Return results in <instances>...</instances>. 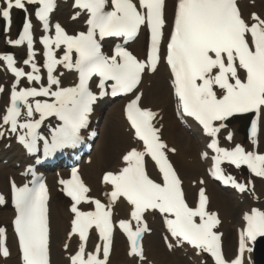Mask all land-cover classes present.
Listing matches in <instances>:
<instances>
[{
    "label": "snow or ice",
    "instance_id": "obj_1",
    "mask_svg": "<svg viewBox=\"0 0 264 264\" xmlns=\"http://www.w3.org/2000/svg\"><path fill=\"white\" fill-rule=\"evenodd\" d=\"M27 4H38L36 17L49 27V14L54 10L55 0H5L0 8V17L9 25L13 7L27 11ZM109 0H74L76 12H86L87 30L69 34L59 23L55 24V36H43L44 68L47 70V86L25 87L18 91L15 85L10 104L0 120V136L5 131L17 133L18 141L29 152L36 151L41 125L49 117L61 122L51 129V143L44 139L45 155L65 146L81 142V132L89 126V114L98 96L106 95V82L112 94L131 92L141 82L145 71L155 72L163 59L170 69L171 85L182 116L193 118L203 131L212 137L209 148L216 153L212 175L225 185H232L240 192L249 190V184L239 183L225 175L221 168L224 161L240 167L247 166L255 176L264 178V154L246 151L237 144L231 150L219 146L218 133L222 123L234 114L256 112L264 108V18L256 12L248 19L242 15L238 0H176L174 19L166 42V54L162 57L164 42L165 0H110L111 10H106ZM142 27L150 34V45L146 58L139 59L130 50L116 45L111 55L102 50L100 39L122 37L126 41L136 37ZM31 22L24 24L20 38L10 43L17 45L27 41L28 59L32 71L25 72L16 67L11 54L0 59L14 73L17 83L20 78L28 81L42 80L40 68L33 62V36ZM63 46L64 54L57 57L55 49ZM75 54V59L73 58ZM76 70L79 82L70 87H61L55 75L57 66ZM93 76H98L99 93L89 87ZM55 87V90L53 89ZM2 91V89H0ZM143 93L136 95L125 106V116L134 139L142 143V149L131 147L122 156L123 166L119 170H108L102 174V183L111 190L105 195L108 203L94 198L91 189L84 183L79 170L73 168L70 179H61L63 192L70 198L71 219L69 239L78 237L79 244L69 257V264H109L113 234L118 227L127 235L128 255L137 258L139 264H148L142 246L144 233L150 232L145 214L159 213L169 236L164 240L169 250L190 246L194 255L207 254L214 264H244V253L252 251L249 246L258 237H264V210L252 208L243 215L246 222L239 232L238 251L227 259L222 248V233L215 229L221 223L217 212L209 211V198L201 187L198 201L190 206L183 189V181L174 168L169 148L162 139L158 127L159 113L150 106L141 104ZM45 99H40V98ZM29 98H33L30 102ZM21 105L26 107L22 113ZM39 114L36 119L35 115ZM24 117L23 120L21 119ZM216 122H221L217 125ZM4 126H8L6 129ZM251 135H257V123L252 122ZM228 139H231L229 133ZM255 140L253 143L255 144ZM206 156V153L204 154ZM146 157H150L160 173V181L151 178L146 168ZM202 184L203 181H200ZM123 198L130 205L131 219L114 222L113 210ZM12 200L16 209L13 221L18 236L22 264H51L50 229L48 218V190L46 185L34 177L32 186L17 187L12 184ZM5 199L0 195V205ZM91 204V210L81 205ZM132 221L136 222L133 228ZM98 233L101 244L89 251L87 244L91 232ZM6 229L0 227V254L10 255L6 246ZM67 250L69 245L65 244Z\"/></svg>",
    "mask_w": 264,
    "mask_h": 264
},
{
    "label": "bare ground",
    "instance_id": "obj_2",
    "mask_svg": "<svg viewBox=\"0 0 264 264\" xmlns=\"http://www.w3.org/2000/svg\"><path fill=\"white\" fill-rule=\"evenodd\" d=\"M4 3L5 0H0V8L4 6ZM68 3V1L65 3L63 0H57L56 9L49 15V27L47 30L44 29L42 21H33L31 29L33 36L32 51L34 52L33 62L40 68V72L44 66L43 59L37 51L39 47L42 49L38 37L48 33L49 28L55 22L71 26L70 30L72 32L80 29L85 23L84 12H81L78 17L73 19L75 13L79 11H75L73 6L71 4L68 5ZM175 4L176 0H167L166 2L167 18L165 19L164 42L161 46L162 57L166 53V42L173 24ZM241 9L245 19H248L252 12H256L264 18V0H244L241 3ZM27 12L29 13V10ZM27 19H31V14H27ZM15 29L16 27L13 25L7 32L8 39L17 40L20 38V34H17ZM149 44L150 34L143 30L130 47L143 60L146 58ZM20 45L24 47L16 46V67L25 68L26 64L24 61L29 58L27 41ZM61 48L55 49V51L60 52ZM3 49V44L0 43V57L4 52ZM28 69L32 71L31 64H28ZM2 71L5 74H0V89H2V86L8 85L13 90L15 77L12 78V72L4 64L0 66V73ZM75 71L65 69L60 65L55 75L59 77L60 81H62L63 77L72 80L75 77ZM171 79L170 69L162 59L154 73L145 71L140 85L134 92L121 98H110L111 101L108 100V97L107 100L105 98L96 104L98 106L90 123V130L97 133V135L92 141H88L91 148L87 153H84L86 157L81 156L80 160L72 164L69 163L62 169L56 168L57 165L55 163H41L43 160L42 153L38 155L39 157L30 156L17 143L16 138L13 139L12 133L5 131V134L0 136V152H2L0 155H4V159L14 160L23 164L19 170L20 176L18 178L14 177L11 170L8 171L9 177L6 181L0 175V195L5 199V203L0 205V227L6 229V246L10 252V255L6 258L0 254V264H22L18 239L17 236L15 237L16 233L13 224L15 205L12 200V184L15 183L17 187H20L30 178L29 173L25 175L27 165L34 166L38 174L47 177L50 195L51 264H69V257L77 250L79 240L76 236L71 239L68 237L71 219L73 218V214L70 211L71 200L63 192L59 181L61 179H70L72 169L77 168L84 183L91 189L89 195L104 200L106 204L108 203V197L105 193L109 192L111 188L102 183V174L108 170H119L123 166V154L131 147L142 149V143L134 139L133 130L129 126L124 111L125 103L140 93H143L141 104L150 106L159 113L157 126L161 127L162 139L168 144L169 148L176 149L175 153H169V157L180 172L183 186L191 204L195 205L197 203L199 189L201 187L205 188L209 198L208 210L217 212L221 220L217 230L222 233L223 253L227 259L235 256L239 245V231L245 226L244 213L250 212L252 208L264 210V178L256 177L251 172L242 173L240 169L237 170V174L243 181L248 182L251 180L253 182V187L248 191V194H239L229 188L222 189L213 181L209 170L211 169L215 152L208 148L212 137L204 133L194 120L190 117L182 116L178 111ZM46 83V76H44L41 84ZM9 104L10 97L4 96L0 98V117L3 116ZM258 116L260 119L258 120L260 134L257 133L255 138L249 135V139H245L246 135L238 130L236 121L224 124L225 127L219 133L223 148L230 149L235 144H243L248 150L264 152V108L260 110ZM0 123H2V120H0ZM7 127L4 126L5 129ZM229 133H231V139L227 138ZM253 140L256 141L255 144ZM205 153L206 156L204 155ZM39 158L40 161L37 160ZM56 164L61 167L60 164L62 163L56 162ZM53 165L54 167L56 166V172L49 171L54 168L52 167ZM146 168L149 176L160 179L158 168L150 157H146ZM200 181H203V183L201 184ZM233 198H236V200ZM81 207L83 210H91L94 206L83 204ZM113 217L114 222L117 224L120 219H131L130 205L123 198L114 205ZM144 218L151 229L150 232L144 233L141 241L148 264H214L212 258L207 254L194 255V250L188 245L169 250L164 237L169 236V241L172 242H174V238H171L167 232L160 214L148 212ZM132 225L135 228L136 222L132 221ZM101 243L102 241L99 237L91 232L87 244L88 250H94L95 245ZM65 244L69 245L67 250L64 247ZM254 244L255 242L250 243L251 249ZM128 252L129 241L127 235L117 227L113 234L109 264H139L138 259L129 256ZM244 264H254L252 251L244 253Z\"/></svg>",
    "mask_w": 264,
    "mask_h": 264
},
{
    "label": "rangeland",
    "instance_id": "obj_3",
    "mask_svg": "<svg viewBox=\"0 0 264 264\" xmlns=\"http://www.w3.org/2000/svg\"><path fill=\"white\" fill-rule=\"evenodd\" d=\"M19 19V14L16 15V18H15V24L17 26V31L19 30V25L17 24V20ZM3 26H2V22L0 21V43L3 44V47H6L7 50H10L11 51H15V46L13 45L14 43H10V41H7L8 39L6 38V34L5 32L2 30ZM5 49V48H4ZM6 51V50H5ZM102 124V123H101ZM83 157H86V154L83 155ZM5 156L2 155L0 157V175L3 176V179L4 181H6V179H8L9 177V172L8 171H13V173L15 172H18L20 168H22V164H19L17 163L16 161H10V160H7V159H4ZM70 161V159H69ZM61 168L59 169H62V168H65L67 165L66 162H61ZM81 163V162H80ZM3 167V168H2ZM3 170H2V169ZM18 170V171H17ZM53 171V170H51ZM8 172V173H6ZM54 172V171H53ZM7 175H6V174ZM234 200H236V198H233Z\"/></svg>",
    "mask_w": 264,
    "mask_h": 264
},
{
    "label": "water",
    "instance_id": "obj_4",
    "mask_svg": "<svg viewBox=\"0 0 264 264\" xmlns=\"http://www.w3.org/2000/svg\"><path fill=\"white\" fill-rule=\"evenodd\" d=\"M257 264H264V238L260 240L257 248Z\"/></svg>",
    "mask_w": 264,
    "mask_h": 264
}]
</instances>
